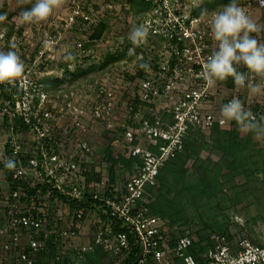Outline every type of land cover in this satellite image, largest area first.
I'll return each mask as SVG.
<instances>
[{
	"label": "built area",
	"instance_id": "2783aa9c",
	"mask_svg": "<svg viewBox=\"0 0 264 264\" xmlns=\"http://www.w3.org/2000/svg\"><path fill=\"white\" fill-rule=\"evenodd\" d=\"M146 1L149 9L134 16L124 38L126 59L133 60L118 64L129 66L131 73L124 72L134 75L142 57L151 70L123 90L109 77L86 88L66 83L49 88L47 84L64 75L53 60L55 53L61 52L62 58L68 50L63 47V29L69 24L70 30L77 23L83 26L86 39L72 41V48L79 58L95 59L97 41L90 36L109 16L129 12L124 0L100 4L97 0H65L67 16L62 19L57 13L12 31L0 29V51H17L27 77L25 84H0V172L9 175L0 220V264L13 252L16 264H34L51 234L76 263L96 251L123 259L136 246L135 264H264L263 245L244 237L227 242L216 234L210 236L212 245L202 262H197L186 254L193 246L191 237L183 236L170 246L164 221L151 216L146 207L160 170L182 151L185 133L192 130L205 135L215 124L227 125L222 122V104L233 97L242 100L248 90L234 82L229 90L218 81L208 85L200 75L203 63L217 48L209 26L211 14L223 6L203 14L197 11L209 0ZM238 2L251 16L256 11L264 15L262 0ZM141 23L149 28L147 43L129 56L128 49L133 47L129 33ZM262 30L252 35L264 42ZM52 68L59 69L60 76ZM239 70L247 72L243 66ZM254 82L264 84L259 77ZM90 122L104 125L108 138L118 136L113 151L137 161L126 180L110 183L103 155L98 157L89 141ZM119 129L123 130L120 136ZM8 159L16 162L15 169L5 167ZM93 164L102 165L100 174L93 172ZM87 176L97 179L91 189ZM85 200L96 208L92 220L87 219L93 232L87 242L75 244L71 241L83 230L90 210ZM115 224L119 232H114Z\"/></svg>",
	"mask_w": 264,
	"mask_h": 264
},
{
	"label": "trees",
	"instance_id": "16d2710c",
	"mask_svg": "<svg viewBox=\"0 0 264 264\" xmlns=\"http://www.w3.org/2000/svg\"><path fill=\"white\" fill-rule=\"evenodd\" d=\"M124 1L130 7L129 12H126V14H130L132 10L133 16L141 11L148 10L150 7L146 0ZM227 2L228 0H209V3L198 10L197 13L218 9ZM6 11L7 8L5 6H0V14H6ZM11 17V15H7V20L11 19ZM132 22L130 23L132 24ZM107 28L108 22L106 21L96 27L90 38L98 42ZM124 55L127 57L126 48H123L121 52L107 53L103 56L100 64L91 65L86 71L80 72V75L84 76L92 72L101 73L113 63L122 60ZM132 60L133 58H128V61ZM141 62H144V60H137L134 75L124 72L121 76L128 81L143 78L145 71L139 68ZM74 77H76L74 72L70 73L66 70L62 80L53 79L48 81L47 85L52 88L66 83L64 80L70 83L71 79L72 81L74 80ZM218 84L224 86L227 90L233 87L231 77L224 82L218 81ZM244 97L242 94V101L246 108H249L257 118L264 116L263 98H261V102L255 101L253 104H247ZM225 126L220 127L215 124L207 136L200 132L188 130L183 137L182 151L170 158L160 170L156 185L149 190V197L146 202L150 215L164 221L167 227L165 238L170 246H173L176 240L183 236L191 237L193 246L186 251V254L191 255L200 263L206 250L212 245L210 236L214 234L222 236L227 242L234 241L235 238L230 235L227 225L222 229L216 230L217 225L212 224L210 220H205L207 211L198 213L199 223L203 225L202 231L206 230V232L201 233L198 230L193 234L192 227L195 223L185 216L188 207H194L196 211H199V207L203 206H209V211L218 208L219 197L223 195V188L226 186L233 195V198L226 200L231 203L230 216H228L229 221L227 223H232L239 230L248 229L250 232L252 231V226L257 222L264 223V181L259 179L264 177V137L256 139L252 133L242 132L235 121L228 122ZM121 132H123L122 129ZM112 139L115 140L116 138L113 137L110 141L107 140L102 161L105 164L103 169L109 176L110 183H116L122 182L132 175L137 161L131 158H120L118 160L119 158H116V156L113 157L112 147L109 145ZM202 151H206V154H201ZM211 155L216 156L217 160L213 161ZM189 161L192 163L191 166L187 167L186 165ZM117 169L120 172H124L120 177ZM222 176L226 178L224 182H221ZM6 179L8 182V173L6 174ZM96 180L87 176V187L91 189V185ZM87 197L89 198V196ZM245 200L248 202L246 205L242 204ZM86 201L83 202L84 204L87 203V205L90 204V210L85 220H92L96 208L91 202ZM202 201H207V204L200 203L202 205L200 206L199 202ZM74 205L75 203H71V206L74 207ZM91 220L87 221L91 223ZM57 226L60 227L59 224ZM117 228L118 225L114 226V232H119ZM258 239V242L249 241L254 245L264 246V228L261 230ZM62 246L63 243L60 240L56 241L55 235L51 234L47 239L46 248L38 255L34 264H66L65 258L61 255ZM137 249L136 246H133L128 255L121 260L122 264H135ZM99 255L103 256L105 254L101 251H96L87 255L82 262ZM60 256L61 259L57 260L56 258Z\"/></svg>",
	"mask_w": 264,
	"mask_h": 264
},
{
	"label": "clouds",
	"instance_id": "9594fccd",
	"mask_svg": "<svg viewBox=\"0 0 264 264\" xmlns=\"http://www.w3.org/2000/svg\"><path fill=\"white\" fill-rule=\"evenodd\" d=\"M63 3L64 0H35L29 9L20 12L19 18L25 23L46 21ZM6 20L7 15L0 14V23ZM209 26L217 48L202 65L200 75L205 82L215 85L217 81L224 82L231 77L237 87L247 88L254 96L264 95V84L254 82V77L264 81V42L252 35L259 33L262 28L249 14L248 9L238 0H231L222 10L211 14ZM149 34V28L143 23L134 26L128 36L133 47L128 49L127 54L135 55V49L147 43ZM48 43L45 39V47ZM11 47L15 49L17 46L13 44ZM72 58L71 55L65 57ZM240 66L246 68L247 72L240 71ZM139 68L144 71L151 70L147 62H141ZM25 73V64L17 51H0V84H14L17 81L25 84ZM221 116L222 122L235 121L242 132L252 133L256 139L264 137V116L257 118L238 97L222 104ZM5 167L15 169L16 162L8 159L5 161Z\"/></svg>",
	"mask_w": 264,
	"mask_h": 264
},
{
	"label": "rangeland",
	"instance_id": "374dc122",
	"mask_svg": "<svg viewBox=\"0 0 264 264\" xmlns=\"http://www.w3.org/2000/svg\"><path fill=\"white\" fill-rule=\"evenodd\" d=\"M65 1V0H64ZM116 2L115 0H97V2L100 4V2ZM35 3V0H0V6H5L7 8V13L6 15H11V19L6 20L7 22L0 23V29L1 28H7L9 31L14 30L15 28L20 27H25L26 23L22 22V20L19 18L15 19L16 16H19L20 12L26 9H29L32 4ZM58 13V14H57ZM261 13V12H260ZM259 12H254L252 15V18L257 21V23L261 26L263 29L262 32L264 33V15L261 16ZM15 14V15H13ZM57 14L56 17L59 19L64 18L67 16L66 8L64 6V3L56 8L53 13ZM51 14V15H52ZM133 11L131 10L130 14H126V12H119L118 15L116 16H109L108 20V28L105 31L102 40L98 41L95 43V59H91L90 57H83L79 58L77 56L78 52L72 48L74 46V42L72 41H78L81 42L86 39L84 36L86 31L83 28V26H80V24L77 23V25L72 26L71 28H75L73 30H70V24L68 25V28L63 29V36H64V42L65 44L63 45L64 50L68 49L67 52L64 54L66 57L67 55H71L73 57L72 59H65V57L61 58V52L55 53L53 55V60L54 62L57 63V68L62 67V72H66L68 70L70 73L74 72L76 77H74V80L68 83L67 80H64L66 84H70L76 87H81V88H86L88 84L94 83L96 80L100 79H106L109 77L111 81H113V84H115L120 90H123L127 88L133 81H128L127 79H122L121 75L124 72V70L130 71L131 73V68L129 66H122L118 64V62L113 63L110 67H108L106 70H103L101 73H88L84 76L80 75V72L86 71L88 68H90L91 65H98L102 62L103 56L105 54H112L115 52H121L123 51V46H124V38L127 36L128 32V27L131 25V21L134 19L133 16ZM70 22V21H68ZM72 25V24H71ZM27 29V28H26ZM62 47V49H63ZM63 56V55H62ZM127 60L125 55L122 58L121 61ZM128 61V60H127ZM57 68H52L53 71L57 74V76H60L61 71ZM52 70H49L52 72ZM111 71V72H110ZM78 75V76H77ZM62 76L64 77L63 73ZM62 78V77H61ZM70 78V77H69ZM133 84V83H132ZM62 85V84H61ZM60 86V85H58ZM243 95L245 96V101L247 104H253L255 101H260L262 96H254L252 95L249 91H244ZM220 101V100H218ZM261 102V101H260ZM227 127V126H225ZM89 129H90V139L91 143L94 145V151H96L97 156L101 157L104 154V149L107 146V140L110 141V138H108V134L104 130V125L97 123V122H90L89 123ZM235 130V129H234ZM236 132V131H234ZM121 129H119L118 134L120 136L121 134ZM208 134H205L207 136ZM116 138V137H115ZM113 140V139H112ZM111 140V142H112ZM117 138L113 140L112 144L111 142L109 145L112 147V151L114 150V144L116 143ZM113 157L116 156V158H122L119 154L116 153V150L112 152ZM201 154L205 155L206 151H202ZM2 149L0 148V161L2 160ZM211 159L213 161L217 160V157L214 155H211ZM191 161L188 162L186 165L187 167L191 166ZM96 167V168H95ZM95 169V170H94ZM102 171V165H98V167L93 164V172H98L99 174ZM117 172H119L118 176L122 175L124 172H120L117 169ZM264 177L259 178L260 180H263ZM226 178L224 176L221 177V182H224ZM171 182V181H170ZM7 191H9V188L7 189V179L5 176L4 171L0 172V199L3 197V199L6 197V195L2 196V194H7ZM223 195L219 197V204L218 208H215L214 210H208L207 206L199 207V211H196L194 207H188L187 212H186V217L188 219H191L195 225L192 227V232L193 234L196 231H201V233L206 232V230L202 231L203 225L199 223L198 220V213L200 212H206L207 217H205V220H210L212 224L217 225L216 230L224 228L226 225L228 226V231L231 236L236 238V236L244 237L247 238L248 240H254L258 242V238L260 236L261 230L264 228V223L263 222H257L254 226H252V231H248V229L245 230H239L233 226L232 223H227L229 221L228 216H230V208H231V203L227 202L229 198H233V195L231 191L227 189L226 186L223 188ZM223 196V197H222ZM207 204V201H202L199 202V205L202 206L201 204ZM244 205L248 204V202L243 201ZM251 212V211H250ZM218 228V229H217ZM92 229H91V223L89 221H85V224L83 226V230L79 234L78 238L72 240L71 242L75 244L79 243H85L90 239V235L92 234ZM64 252V258H65V263L66 264H122V258H114L109 255H99L95 256L92 258H89L86 262H81V263H76L70 255H68V252ZM16 254L13 252L11 255L7 257V260H5L4 264H16Z\"/></svg>",
	"mask_w": 264,
	"mask_h": 264
},
{
	"label": "crops",
	"instance_id": "0c3cea01",
	"mask_svg": "<svg viewBox=\"0 0 264 264\" xmlns=\"http://www.w3.org/2000/svg\"><path fill=\"white\" fill-rule=\"evenodd\" d=\"M6 194H2V196H4ZM3 205H4V199L3 197L0 199V220H1V216H2V213H3ZM0 241H1V238H0Z\"/></svg>",
	"mask_w": 264,
	"mask_h": 264
}]
</instances>
